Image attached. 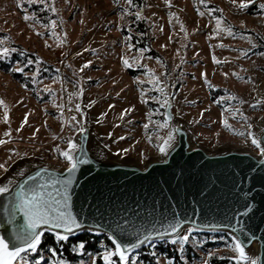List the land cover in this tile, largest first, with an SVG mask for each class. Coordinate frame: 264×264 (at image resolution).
I'll return each instance as SVG.
<instances>
[{
  "label": "rangeland",
  "instance_id": "obj_1",
  "mask_svg": "<svg viewBox=\"0 0 264 264\" xmlns=\"http://www.w3.org/2000/svg\"><path fill=\"white\" fill-rule=\"evenodd\" d=\"M250 1L0 0V51L8 49L0 64L12 65L9 73L0 69V100L7 109L6 120L0 106V140L7 141L0 145V177L23 158L69 166L60 152L81 130V90L94 136L118 159L142 163L158 154L156 145L170 130V101L198 145L259 153L251 131L264 114L257 97L264 83V0ZM143 44L163 60L148 56ZM168 244L183 264L239 259L225 234L190 233L182 246L180 239ZM78 245L70 246L72 262L57 249L24 255L28 264H104L105 249L114 250L100 242L93 254ZM144 250L129 264H145L144 253L157 264H174L158 244Z\"/></svg>",
  "mask_w": 264,
  "mask_h": 264
},
{
  "label": "water",
  "instance_id": "obj_2",
  "mask_svg": "<svg viewBox=\"0 0 264 264\" xmlns=\"http://www.w3.org/2000/svg\"><path fill=\"white\" fill-rule=\"evenodd\" d=\"M257 97L264 101V83ZM77 108L82 127L72 142L77 146L74 155L77 159L82 155L88 163L79 164L70 177L69 210L81 228L69 239L89 234L112 245L113 239L131 245L150 236L130 259L153 244L178 241L188 232L225 234L233 242L238 238L248 257L264 264V114L251 131V139L260 142L259 153L233 147L211 150L197 144L184 120L173 114L170 101L165 112L170 124L165 141L172 136L168 154L159 151L139 163L118 159L94 136L83 90ZM69 167L70 163L59 167L38 158L11 165L0 177V187L9 189L0 194V236L11 241L25 226V218L14 207L20 188L69 179ZM173 226L176 232L160 235ZM43 231L41 240L45 235L55 238L53 231Z\"/></svg>",
  "mask_w": 264,
  "mask_h": 264
},
{
  "label": "snow or ice",
  "instance_id": "obj_3",
  "mask_svg": "<svg viewBox=\"0 0 264 264\" xmlns=\"http://www.w3.org/2000/svg\"><path fill=\"white\" fill-rule=\"evenodd\" d=\"M30 2L34 3L36 0H30ZM165 2L167 3V0H165ZM129 3H131V0H129ZM240 7H247V5L241 4ZM137 17L139 18V13H137ZM25 19H28V17H25ZM219 24L220 22L217 21L218 28ZM53 27H55L54 24ZM7 54L8 49L6 48L0 51V56H6ZM124 64L130 66L128 65L127 60L124 61ZM85 67H87V65H85ZM158 90L163 92L162 88ZM164 103L167 104L168 101L165 100ZM0 106L5 107V119L7 120V109L2 100H0ZM77 111H79L78 108ZM127 111L128 110H126V113ZM73 119H75V117H73ZM24 123H27V116L24 119ZM224 125L226 128H231L226 120L224 121ZM5 135L11 136V133L6 132ZM121 139H123V137H121ZM171 140L172 136H169L168 140L162 145H156L162 154H168ZM6 142L7 141L0 140V145H3ZM68 143L69 150L61 151L60 155L71 165L67 170L69 179H56L52 182L29 185L27 188L21 187L16 193L14 207L16 212L22 213L25 218V226L17 229L16 234L11 241L0 236V264H28L26 255L22 254L35 253L37 251L41 244V238L44 235V229L53 231L56 241L59 243L60 241L67 242L69 236L75 235L76 230L81 228V224L77 222L76 218L69 210L70 197L68 194V186L72 183L70 177L78 170L79 164L88 163V161L85 160L82 155L77 159L74 155L77 151L76 144L71 142ZM252 143L257 148H260V142L257 139L253 138ZM261 151L264 152V149H261ZM3 167V165H0V168ZM33 179L35 180L37 178L34 177ZM52 189H55V191H52ZM8 191L9 189L7 187H0V194ZM176 231V227L173 226V228L166 230L160 235L164 236L169 234V232ZM189 235L190 233L179 238L181 246L188 241ZM150 240V236H144L143 238H139L137 243L128 245L117 239H113L112 243L115 246L114 250L105 249L102 256L104 264H117V261L113 259L114 257H118L119 264H129V255L134 252L139 245ZM171 242L175 244L177 243V240L173 239ZM78 247L82 249L84 244L80 243ZM73 250H76L75 246ZM232 250L238 253L239 259L237 264H257L255 260L248 257L242 242L238 238L235 239ZM52 254L53 256L56 255L54 250H52ZM36 264H42V261H37ZM56 264H63V261L57 260ZM131 264H136L135 259L132 260Z\"/></svg>",
  "mask_w": 264,
  "mask_h": 264
},
{
  "label": "trees",
  "instance_id": "obj_4",
  "mask_svg": "<svg viewBox=\"0 0 264 264\" xmlns=\"http://www.w3.org/2000/svg\"><path fill=\"white\" fill-rule=\"evenodd\" d=\"M135 3L141 2V0H132ZM140 33L144 34L146 33L145 30L141 29L139 30ZM140 48L142 49H148V56L154 58V59H158V60H163L162 57L160 55H158V53L156 51H153L149 46L146 45H141ZM0 69L4 72L9 73L10 70L12 69V65H9L8 63H4L2 62L0 64ZM15 79L17 80H21L20 76H18L17 74H13L11 73ZM100 242H104V244L108 247H114L111 242H109L106 238L104 237H95L89 234H82L77 238L74 239H69L68 242L64 243V241H60L59 243H57L56 238H54L51 235H45L43 237V239L41 240V244L38 247V252L39 253H43V252H48V250L51 249H57V252L60 254H63L65 256V258L69 261L72 262L73 260V256L71 254L70 251V246L71 245H76L83 243L85 246V250H88L89 252L93 253V254H98V245ZM158 248L161 250V254L167 259V260H172L174 262V264H183L180 254L178 252V250H176V247L174 245L171 244H162V243H158ZM146 250V249H145ZM144 250V252H145ZM143 262L145 264H157L155 262V258L152 257L151 253H144L143 257ZM117 260V259H116ZM97 264H103L101 259L97 260ZM119 264V263H118ZM210 264H227V262L225 261H220L219 259H213L211 260Z\"/></svg>",
  "mask_w": 264,
  "mask_h": 264
},
{
  "label": "crops",
  "instance_id": "obj_5",
  "mask_svg": "<svg viewBox=\"0 0 264 264\" xmlns=\"http://www.w3.org/2000/svg\"><path fill=\"white\" fill-rule=\"evenodd\" d=\"M260 0H252V1H250V2H252V3H257V2H259ZM249 4V3H248Z\"/></svg>",
  "mask_w": 264,
  "mask_h": 264
}]
</instances>
